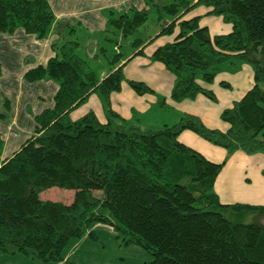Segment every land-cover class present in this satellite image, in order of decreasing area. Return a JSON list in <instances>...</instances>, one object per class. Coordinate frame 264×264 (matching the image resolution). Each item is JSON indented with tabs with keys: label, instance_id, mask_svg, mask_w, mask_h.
<instances>
[{
	"label": "trees",
	"instance_id": "obj_1",
	"mask_svg": "<svg viewBox=\"0 0 264 264\" xmlns=\"http://www.w3.org/2000/svg\"><path fill=\"white\" fill-rule=\"evenodd\" d=\"M144 3L102 10L105 25L96 35L104 44L97 52L107 63L120 59L125 39L137 48L133 54H142L152 39L171 35L149 57L173 75L172 100L211 97L199 81L208 83L239 62L249 65L252 85L219 112L227 124L222 131L189 113L160 128H141L110 108L109 95L123 80L138 94L151 90L145 83L125 79L122 64L99 77L75 52L77 23L56 19L47 0H0V32L20 27L37 39H62L51 44L54 55L44 65L23 73L26 81L51 80L57 89L52 107L33 116V132L10 156L0 155V251L62 264L70 240L92 236L91 224L100 222L123 245L146 250L145 264H264V204L220 202L213 184L224 160L210 161L177 138L188 130L226 155L264 154V0ZM198 6L229 23V31L209 36L199 14L183 17ZM146 21L161 23L155 34L140 28ZM92 92L102 102L103 121L92 110L70 118ZM8 113L0 92V120ZM51 186L72 189L71 201L38 198Z\"/></svg>",
	"mask_w": 264,
	"mask_h": 264
},
{
	"label": "crops",
	"instance_id": "obj_2",
	"mask_svg": "<svg viewBox=\"0 0 264 264\" xmlns=\"http://www.w3.org/2000/svg\"><path fill=\"white\" fill-rule=\"evenodd\" d=\"M47 1L56 19H68L69 21L73 20L77 23L79 28L76 29L73 36L78 37V45L83 43L84 45L95 48L96 51L99 44H104L102 35H96L104 29L105 16L102 14L103 9L111 7L117 11H125L130 6H133L136 9L146 7L144 0ZM199 7L201 6H198V8ZM195 8L197 9V7ZM205 11L206 9H203L202 12L197 11L192 15L199 14L202 16L205 14ZM154 24L158 26L161 23L156 21V23H152L153 26ZM158 29L159 28L156 30V27L148 28V26L147 28H143V30L149 34H155ZM162 36L165 35L157 36L144 45L142 48V54H145V46L151 45V50L153 51L156 46L171 39V35L168 38H164ZM60 41H62V39L56 37L55 34H49L45 38L37 39L32 33H26L20 27L14 29V31L10 34L0 32V92L7 98L9 103V113L7 119L0 120V139L2 140L1 158L10 156L11 153L15 151L33 132L35 127L33 116L40 113L45 108L52 107L53 95L57 89V84L51 80L42 79L29 82L23 78V73L34 66L44 65L47 59L54 55V49H52L51 44L60 43ZM136 49L134 48L133 51L126 56L122 55L114 64H122V66L125 65L127 61L136 55L133 54ZM108 71L100 73L99 77ZM251 85H248L247 89ZM148 87L150 88V86ZM244 92H238L237 99H239ZM237 99H233L232 101ZM110 100L111 95H109V105ZM110 108L117 112L121 117L126 118L117 109L113 107ZM88 110H92L94 112L91 108ZM188 113L198 116L202 122L207 125L206 121L199 115L191 112ZM94 114L96 115L95 112ZM96 117L100 121H103L104 119V115L102 119L99 118L98 115H96ZM225 128L221 129L218 127L217 129L222 131ZM177 138L180 142L198 151L210 161L219 162L224 160V164L217 174L213 184V190L217 194L220 202L264 204L263 153L246 154L237 150L229 155H226L224 149L209 143L206 144L201 140H197L198 137L188 130L182 131Z\"/></svg>",
	"mask_w": 264,
	"mask_h": 264
},
{
	"label": "rangeland",
	"instance_id": "obj_3",
	"mask_svg": "<svg viewBox=\"0 0 264 264\" xmlns=\"http://www.w3.org/2000/svg\"><path fill=\"white\" fill-rule=\"evenodd\" d=\"M204 7L191 9L183 17L192 16L195 12H202ZM146 21L144 27L160 28ZM200 24L207 25L209 36L226 33L230 24L224 22L220 16L204 14L199 19ZM140 26V28H144ZM146 28V27H145ZM168 38L169 36H162ZM123 55L133 51L129 40L122 41ZM264 49V46H263ZM151 45L144 47L145 54H136L121 66L125 79L131 78L143 81L151 90L141 94L136 93L123 80L118 91L110 93V107L117 109L125 119L136 123L141 128H160L164 124L175 123L179 117L191 112L199 115L206 124L214 128H225L226 123L219 118V112L238 98V92H244L251 85L250 67L245 62H239L231 70L219 71L213 79L204 83L199 81L210 93H198L194 98L175 102L169 93L173 83V75L164 68L160 61L150 59ZM75 52L87 60V64L97 74L116 68L119 64H109L91 46L80 43ZM225 83L226 85H223ZM187 102V103H186ZM89 108L102 119L103 106L100 98L92 92L79 106L70 111L69 116L75 118ZM195 135V134H194ZM197 136V135H196ZM198 137V136H197ZM197 140L208 144L200 137ZM191 143V142H190ZM210 144V143H209ZM72 189L51 186L38 191V198L49 199L62 203H69L72 199ZM92 236L87 233L70 240L69 246L62 252V264H145L150 259L149 253L141 247L129 244L123 245L117 232L104 223L94 222L90 228ZM0 264H57L53 261L39 262L27 256L15 253L6 254L0 251Z\"/></svg>",
	"mask_w": 264,
	"mask_h": 264
}]
</instances>
